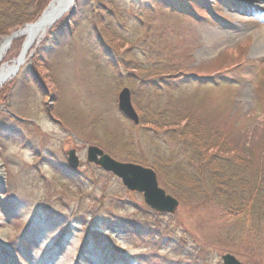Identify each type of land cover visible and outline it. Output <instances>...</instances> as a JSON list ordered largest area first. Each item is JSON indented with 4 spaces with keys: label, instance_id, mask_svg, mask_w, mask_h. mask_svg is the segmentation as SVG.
<instances>
[{
    "label": "rangeland",
    "instance_id": "1",
    "mask_svg": "<svg viewBox=\"0 0 264 264\" xmlns=\"http://www.w3.org/2000/svg\"><path fill=\"white\" fill-rule=\"evenodd\" d=\"M116 1L118 9L104 0L120 25L127 18L124 34L117 35L121 26L114 25L115 33L104 29L98 12H83L64 26L60 46L51 54L50 46L42 47L47 31L0 89L6 94L0 99L6 181L0 228L14 250H0V264H223L227 253L245 264H264V214L257 204L230 214L223 202L195 201L189 189L182 197L174 195L163 183L173 177L157 173L159 186L179 201L174 213H160L121 178L87 161L93 145L118 161L156 170L148 164L165 158L164 145L159 146L174 147L164 136L148 135L150 125L130 129L118 94L124 87L138 94L137 82L132 80L134 89L123 68L107 65L122 58L139 65L129 69L140 78L182 72L213 78V83L192 79L179 91H165L161 106L190 117L207 136L220 133L219 143L241 158L235 161L241 167L247 148L252 152L247 157L264 161V52L256 49L264 13L251 0H199L194 7L205 14L179 10L169 0ZM97 23L109 51H102V41L99 45ZM24 41L13 40L0 67L13 64ZM42 49L43 57L37 53ZM49 57L48 68L44 58ZM35 61L41 64L34 66ZM147 96L143 93L140 103ZM132 136L138 145L127 147ZM69 149L79 158L74 170L67 163ZM242 174L257 179L255 171Z\"/></svg>",
    "mask_w": 264,
    "mask_h": 264
},
{
    "label": "trees",
    "instance_id": "2",
    "mask_svg": "<svg viewBox=\"0 0 264 264\" xmlns=\"http://www.w3.org/2000/svg\"><path fill=\"white\" fill-rule=\"evenodd\" d=\"M50 1L51 0H0V35L37 20ZM107 1L112 3L115 9L119 8L116 0ZM132 1H135L137 4L141 3L140 0ZM76 2L79 15L86 11L98 12L101 24H105L106 22V26H103L104 29L108 28L109 31L115 33L118 32L115 26H121L117 35L124 34V23L127 21V18L122 19L120 25L116 11L108 7L104 0H77ZM197 2H199V0H169L170 5L179 10L185 7L193 13L198 14L199 12L205 14L206 10L202 7H194ZM61 27V25H57L51 29L47 35L48 43L46 42L42 47L45 48L50 46V40L51 42L54 40H61L63 35ZM94 30L96 32V38L99 39V45L101 41L103 42L100 46L104 47L102 51H109V47L105 42V36L102 33V27L97 23V27L94 25ZM56 45L57 44L51 43V47L48 51L49 54L57 50ZM17 51L18 50H11L10 54L13 52L16 53ZM37 53L41 54L43 57L47 51L42 49L41 51H37ZM49 59L50 57L47 59L44 58L48 63V68ZM130 59L127 58L125 60L122 58L116 65H113V61L109 60V64L107 65L109 68L114 66L115 70L123 68L124 70L122 72L124 76L126 75L125 72H127L129 80H131L129 84L134 89L135 82L133 83L132 80L137 82L135 86H137L140 92L138 94L132 93V100L139 112L140 123L135 125L128 120L131 127L130 129L132 131L135 129L139 131L142 126L150 125L151 127L148 129V135L155 134L156 136H164L165 141L174 145L173 148H170L165 146L163 142L159 148L164 145L163 156L165 158L159 159L162 162L158 164H148L156 168L159 176L163 178L164 175L173 177V181L163 182L167 189L179 197L183 196L185 189H189L193 191V198L195 201L207 202L215 200L217 202H223L225 207L231 211L230 214L237 213L240 210L246 211L248 204H253V206L257 204L259 206V211H261L262 208L261 213L263 215L264 161L261 160L259 163H256V159L247 157L248 154L252 155V152H250L251 150L247 148V150L245 149L244 158L246 163H243L241 167L238 165V162H235L241 160V158L230 155V152H233V150L228 149V144L223 141V144L219 143V138L221 137L220 133L216 132L217 139L213 136H207L204 131L200 130V125H192V119L190 117L188 118L180 112L173 111L172 107L163 109V106H161V99L165 95V91L167 93L179 91L189 84L187 81L188 78H183L185 75L184 72L176 75H167L165 79L164 77H159L155 80L151 77L149 78L148 75L145 77L143 75V78H140L138 76L140 74L134 75L132 70L129 69L130 66L139 67L137 63H129L128 61ZM41 60L45 63L43 59ZM38 62L41 64L40 61H35L34 66H36ZM145 69L147 70L146 67ZM151 69L152 67H150V70ZM29 70L32 69L30 68ZM50 73H54V68ZM142 73L144 74V72ZM178 75L179 78L176 81H172V78ZM143 93L149 96L146 97L145 102L140 103ZM0 99L1 101L6 99V94L0 92ZM142 104L143 107L141 106ZM129 133L132 134L131 132ZM132 137L127 147L134 146L135 143L138 145L139 141L136 140L134 136ZM150 140L153 141L154 138H150ZM212 150L213 152H211ZM136 157L138 161H142L141 157ZM247 170L249 171L247 172ZM242 171L247 176L254 174L255 171V174H257L256 180H258V182L254 177H245ZM236 206H239L238 210L235 209Z\"/></svg>",
    "mask_w": 264,
    "mask_h": 264
},
{
    "label": "water",
    "instance_id": "3",
    "mask_svg": "<svg viewBox=\"0 0 264 264\" xmlns=\"http://www.w3.org/2000/svg\"><path fill=\"white\" fill-rule=\"evenodd\" d=\"M54 1V0H52ZM52 1L49 3L48 7L43 11L39 19L32 24L34 25L38 23L46 14L47 9L51 5ZM71 11L67 17V20L76 13V0H72L71 4ZM69 10V9H68ZM67 11V10H66ZM64 14V11L60 13H56L52 18L49 20L47 26H52L57 20H59ZM21 29H18L11 34H9L6 39L5 43L2 46H5L4 51L9 48L14 38L20 35ZM24 54V52L22 53ZM21 56L23 57V55ZM21 58V57H19ZM19 64L16 66L15 73L18 71ZM193 79L197 80V76H192ZM2 82H0L1 86ZM118 107L120 111L131 121L135 124L139 123V115L132 103L131 98V91L128 87H124L118 95ZM87 161L94 162L101 168L106 171L113 172L123 181L124 185L130 189L135 190L143 193L144 200L146 204L151 207L155 211H159L161 213L172 214L176 211L179 201L174 196L168 194L165 189L161 188L158 183L157 173L154 169L150 167L143 166L138 163L132 162H122L112 158L109 154L105 153L100 147L98 146H89L87 150ZM68 163L73 168L76 169L79 166V158L76 155L75 149H71L68 151ZM1 167L3 169V163L1 161ZM6 181L4 179V172L3 178L0 179V193H4ZM222 260L224 264H245L239 261L234 255L232 254H225L222 256Z\"/></svg>",
    "mask_w": 264,
    "mask_h": 264
},
{
    "label": "bare ground",
    "instance_id": "4",
    "mask_svg": "<svg viewBox=\"0 0 264 264\" xmlns=\"http://www.w3.org/2000/svg\"><path fill=\"white\" fill-rule=\"evenodd\" d=\"M253 1L256 6L264 13V0H251ZM72 0H54L52 1L51 5L46 11L45 16L42 20L34 25H28L24 29H21L20 34L25 38L24 41V54L23 57L20 59H16L13 64H4L0 69V82H7L14 76L16 66L21 61H25L28 51L30 50L31 46L34 42L39 40L45 34L48 26L49 20L54 16L56 13H60L62 11L67 12L70 8L69 5L71 4ZM67 10V11H66ZM47 26V27H46ZM260 42L257 44L256 49L257 51L264 52V32L259 36ZM5 38L1 39L0 42L2 44L5 43ZM5 46L0 47V62L4 56V48ZM3 178V169L1 167V159H0V179ZM0 245L8 247L7 238H6V230L0 228Z\"/></svg>",
    "mask_w": 264,
    "mask_h": 264
}]
</instances>
